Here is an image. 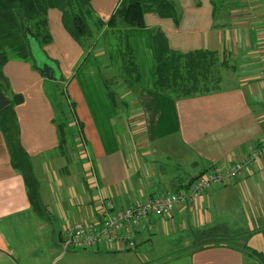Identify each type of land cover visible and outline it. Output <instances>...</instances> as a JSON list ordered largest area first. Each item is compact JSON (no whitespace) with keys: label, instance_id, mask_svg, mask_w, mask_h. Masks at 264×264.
I'll use <instances>...</instances> for the list:
<instances>
[{"label":"crops","instance_id":"0c3cea01","mask_svg":"<svg viewBox=\"0 0 264 264\" xmlns=\"http://www.w3.org/2000/svg\"><path fill=\"white\" fill-rule=\"evenodd\" d=\"M117 1L92 0V5L107 21ZM260 1L234 0L227 9L230 21L217 24L211 0H176L179 25L157 13L150 22L147 15L153 13H147L146 27L127 29L142 76L136 90L115 75L100 35L92 54L86 55L64 27L62 12L49 10L53 42L45 50L59 62L62 75L71 77L83 129L72 137L79 149L73 142L72 158L65 157L63 150L59 152L57 110L49 99L46 77L28 61L8 60L4 74L12 91L24 98L16 114L28 157H12L0 130V264H264V161L247 177L175 208L169 218H154L152 229L136 232V247L103 241L93 249L80 244L65 249L62 237L64 229L79 220L98 223L106 210L190 185L211 167L231 164L264 139ZM156 27L165 31L175 50L216 51V64L208 75L220 76L222 89L179 100L158 92ZM108 77L131 108L114 106L104 84ZM88 81L96 92L94 96L90 91L91 101L84 94ZM99 94L103 106L98 109L94 99ZM253 100L260 103L259 109ZM188 230L199 235L232 232L241 235L248 248L211 240L179 249L165 237Z\"/></svg>","mask_w":264,"mask_h":264},{"label":"trees","instance_id":"16d2710c","mask_svg":"<svg viewBox=\"0 0 264 264\" xmlns=\"http://www.w3.org/2000/svg\"><path fill=\"white\" fill-rule=\"evenodd\" d=\"M211 1L214 6L217 4V0ZM51 8L62 12L64 27L82 46L86 55L93 52L95 43L92 40L100 35L110 66L115 69L116 76L122 78L132 90L142 86V76L128 27H146V14L149 12L173 18L177 25L181 21L176 0H120L107 21L98 15L92 0H0V89L9 98V103L0 110V130L7 138L14 158L23 153L28 157L20 142V125L16 114V106L24 98L12 91L10 81L4 74V66L10 59H20L30 62L44 76L34 57L33 39L60 68L59 62L51 59L44 49L45 45L53 42L48 23ZM154 51L157 62L155 84L158 92L179 100L196 93L222 89L220 76L208 75L210 68L216 64V51L175 50L160 27H156L154 31ZM111 89L109 94L115 104L116 92ZM57 120L58 118L56 122L60 147H63L64 124Z\"/></svg>","mask_w":264,"mask_h":264},{"label":"built area","instance_id":"2783aa9c","mask_svg":"<svg viewBox=\"0 0 264 264\" xmlns=\"http://www.w3.org/2000/svg\"><path fill=\"white\" fill-rule=\"evenodd\" d=\"M264 161V139L242 153L231 164H217L196 177L190 185L178 190H160L147 199H136L123 208L106 210L103 220L98 223L79 220L68 225L63 231V245L68 249L75 245L96 248L105 241L109 246L136 247V232L142 228L152 229L154 218L167 219L174 209L198 200L213 188L222 187L231 180L244 178L258 170Z\"/></svg>","mask_w":264,"mask_h":264},{"label":"rangeland","instance_id":"374dc122","mask_svg":"<svg viewBox=\"0 0 264 264\" xmlns=\"http://www.w3.org/2000/svg\"><path fill=\"white\" fill-rule=\"evenodd\" d=\"M204 1L206 2L205 4L209 3L208 0H204ZM233 1L234 0H217V4L214 6L215 10L217 8L216 24L218 22L230 21L229 18H226L227 17V9H228L229 5L231 6V3H233ZM117 2H119V1H117ZM259 3L264 5V0H261ZM152 13L153 14L147 15V20L150 22H152L154 17H157L156 13H154V12H152ZM223 13H225L224 17H223ZM107 19H109V17ZM98 39L102 42L101 37H99ZM92 42L94 43V39L92 40ZM131 43H132V41H131ZM45 46H44V49H45ZM134 53H135V51H134ZM106 55H107V53H106ZM107 58H108V61L110 62L108 55H107ZM51 59H53V58L51 57ZM53 60H55V59H53ZM53 64L55 65V67L59 68V66L56 63H53ZM79 69H80V64H78L75 67L74 73H78ZM112 69L115 72V69L113 67H112ZM115 75H116V73H115ZM110 78L111 77L106 78L104 84L106 85L107 89L112 88L111 90L115 91V82L113 79H110ZM45 79H46V87H47V90L49 93V99H50L51 103L53 104V106H55V108L57 110L56 119L58 118L57 121L62 122L64 124L65 141H64L63 147H60L59 152L61 153V151L63 150L65 157H71L70 152H71V149L74 145L73 142L76 141V145H74V146H76V148L79 149V141L75 137L72 139V137L75 136L76 134L81 133V130L83 129V122L84 121L82 120V116H81V113L79 110L80 100L76 99L72 93L71 77L68 78L66 76V74H64L62 79H60V80H51L48 78H45ZM87 79H91L88 76V74H87ZM90 91H92V94L95 96L96 92L94 91V88L91 85V82L88 81L87 87H85V85H84V94L86 95V98L91 101ZM94 101L96 102L98 109L103 106L101 103V100H100V94H99V98H95ZM115 101H116L115 104L112 101V103L114 104L115 107L120 106V107H122V109L124 107H126V108L130 107L131 108V106H129V103H128V106H126V104H124L127 100L120 97L118 92H116ZM253 104L255 107H257L259 109V106H260L259 102L254 101ZM56 105L58 107H56ZM263 124H264V122H263ZM119 128L121 129V126ZM71 139H72L73 144L71 143ZM232 181L233 180H231L230 182H232ZM231 229L232 228L229 227L227 230H231ZM240 236L241 235H233L232 232H229L227 234H222V235H219V234L199 235L196 233L193 234L191 230H188V231H184V232H179L177 234L176 233L171 234V235H168L165 237L172 238L171 241L176 242L177 248H179V249H184V248L190 247L192 245L195 246V245L199 244L200 242H203V241L209 242L211 240L212 241L226 240L227 242H232L233 244H235L241 248H245V247L248 248L247 241L244 238H239Z\"/></svg>","mask_w":264,"mask_h":264},{"label":"water","instance_id":"95a60500","mask_svg":"<svg viewBox=\"0 0 264 264\" xmlns=\"http://www.w3.org/2000/svg\"><path fill=\"white\" fill-rule=\"evenodd\" d=\"M33 46L34 57L37 60L38 65L42 69L44 76L51 80H60L62 77V71L60 68L55 67L54 62L50 60L44 52L41 50L39 44L35 40H31ZM9 103V98L0 89V110L3 109Z\"/></svg>","mask_w":264,"mask_h":264},{"label":"flooded vegetation","instance_id":"af4514ba","mask_svg":"<svg viewBox=\"0 0 264 264\" xmlns=\"http://www.w3.org/2000/svg\"><path fill=\"white\" fill-rule=\"evenodd\" d=\"M8 97V96H7Z\"/></svg>","mask_w":264,"mask_h":264}]
</instances>
